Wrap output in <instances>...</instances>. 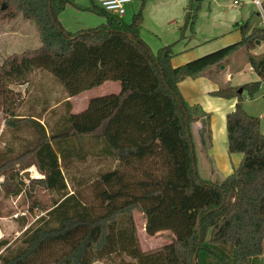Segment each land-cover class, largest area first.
I'll return each mask as SVG.
<instances>
[{
	"label": "trees",
	"instance_id": "obj_1",
	"mask_svg": "<svg viewBox=\"0 0 264 264\" xmlns=\"http://www.w3.org/2000/svg\"><path fill=\"white\" fill-rule=\"evenodd\" d=\"M142 1L140 11L126 23L91 0L85 10L104 17L105 23L72 33L60 16L67 6H76L75 0H0V21L20 16L33 23L41 44L0 65L5 128L28 125L37 135L36 145L23 153H0V186L24 185L17 166L24 170L34 165L42 176L30 184L58 196L50 206L33 203L32 210L41 209L44 215L14 245L0 240V264H47L49 258L51 264H110L113 255L127 256L136 264H261L264 134L260 118L249 115L243 104L256 97L264 82V53H255L257 42L264 43V27L251 29L250 20L237 24L239 42L173 67L176 43L154 53L141 37L147 0ZM201 1L189 0L181 39L188 28L194 30L195 4ZM241 49L260 80L211 94L237 99L235 110L227 115L228 153L243 155L230 176L214 183L198 172L193 136V125L201 122L211 144L212 114L189 104L179 83L220 67ZM40 70L51 73L68 98L108 81L119 82L121 91L92 98L84 111L67 115L62 130L48 135L35 117L7 106L13 100L10 86H31ZM86 137L100 139L104 152L118 161V168L103 174L93 188L97 205L68 191L61 168L70 141ZM130 171L140 172L142 179L133 183ZM13 193L18 196L23 188ZM134 211L145 215L148 235L169 231L170 243L143 252Z\"/></svg>",
	"mask_w": 264,
	"mask_h": 264
},
{
	"label": "rangeland",
	"instance_id": "obj_2",
	"mask_svg": "<svg viewBox=\"0 0 264 264\" xmlns=\"http://www.w3.org/2000/svg\"><path fill=\"white\" fill-rule=\"evenodd\" d=\"M133 1V8H126L127 13L123 18L126 23H130L134 13H138L142 8V0ZM232 1L234 0H225L222 10L226 11L227 14L232 11L247 12V7H250V5L247 4L250 0H241L245 1V4L241 7L233 6L237 8L236 10H233L231 6ZM75 2L79 5L78 10L81 13L80 15H76V19H78L77 23L87 22V28L98 27L105 23L104 17L97 15L94 12L85 10L92 6L91 0H75ZM211 2H213V0H202L201 2L195 4V8L198 9L195 26L197 24H203L205 20L204 15L206 12H209V9H212ZM163 4L167 8H171V10H175V13L178 12L177 14L179 15V18L176 17L177 20L171 25V30L167 31V27L164 26L163 30H161V34L157 35L158 38H156L158 40L159 38H165V34H171V31L173 32L174 29L179 33L178 39H180L181 28L184 26L185 9L189 5V0H147L143 6L144 20L142 27L145 29V34L152 36V32L147 30L149 29L147 26L151 25L152 21H154V18H152L153 15L158 17V14L160 13L159 8ZM253 9H256V7L253 6ZM182 16L183 21L180 20ZM249 16L250 13L248 12L246 18ZM11 21H15V23H13L15 26L14 28L24 31L27 38L24 42L22 41V43H14L12 55H20L27 50L38 49L35 44V36H37L38 41L40 38L35 25L24 20L20 16ZM11 21H0V24H2L0 25V28L4 30L7 26L6 22L9 23ZM35 32H37V35ZM4 44L5 43L3 42V45ZM39 46H41L40 41ZM5 60L6 59H4L1 64ZM10 88L13 91V100L11 98V100L7 102V106H17L19 114L24 117H35L45 127L48 135L62 130L66 124V117L69 113L75 114L84 111L89 105H87V99L89 97L95 98L99 95L94 92L88 95H81L70 101L63 86L51 75V73L43 70L36 72L34 82L31 86L27 84L22 86L13 84ZM263 93L264 92L260 89L254 98L255 100L249 101V105L252 106L251 109L258 111L259 113L264 112ZM69 103L70 106H68ZM261 118V125H264V116ZM36 142L37 135L28 125L21 127L19 130H10L5 128V115L3 113V108H0V153H5L9 157H14L25 152L29 148L34 147ZM104 146V143L100 139L92 137L73 139L70 141L69 146L66 147L67 150L69 149V151H66V154H68L67 157H63L61 162V168L68 186V191L70 193H80L82 195V199L91 205L98 204L93 195V188L98 182H100L101 176L107 172L115 171L118 168V162H116L117 160L108 156L106 152H104ZM198 155L200 156V154ZM30 161L31 163L33 162L32 159L28 160V162ZM17 170L20 172L19 175L24 181V185L18 187L12 184L10 186H0V240H7L9 245H14L19 240L25 229L31 224H35L36 221L44 215L41 209L34 208L32 210V205L35 201L41 206H50L52 200L58 197L55 193L46 191L39 184H30V181L24 177V173L26 171H30L33 179L41 178L42 175L34 165H31L29 168L24 170L22 167L17 166ZM160 172L164 173L162 169ZM130 173L131 174L129 175L132 176L130 180L133 183L142 179V174L140 172L130 171ZM2 182L3 179L0 180V184H2ZM13 183L19 184L18 180H14ZM19 187L23 188V193L15 196L13 192ZM135 213V223L139 236V231L143 228L142 215L139 214V211ZM140 236L142 239L145 238V235L142 232ZM162 237H167L165 238V241L163 240V242L170 243V235ZM139 241L140 246L142 247L140 238ZM143 245L145 248L146 245ZM108 262L110 264H136L135 261L127 256L119 257L116 255L109 257ZM47 264H51L50 258L47 260ZM93 264H104V262L98 261Z\"/></svg>",
	"mask_w": 264,
	"mask_h": 264
},
{
	"label": "crops",
	"instance_id": "obj_3",
	"mask_svg": "<svg viewBox=\"0 0 264 264\" xmlns=\"http://www.w3.org/2000/svg\"><path fill=\"white\" fill-rule=\"evenodd\" d=\"M261 1L264 2V0ZM235 2H238V4L235 5ZM224 4L225 0H213V2H211L212 9H209V12H206L204 15L205 20L203 24H197L194 27V30L191 31L190 28H188L185 32L184 39H178L179 33L177 30L173 29L171 34H165V38H159L158 40L157 35L161 34V30H163L164 26L167 27V31L171 30V25L175 23L177 20L176 17L179 16L177 14L178 12L175 13V10H171V8H167L163 4L159 8L160 13L158 14V17L153 15L152 18H154V21H152L151 25L147 26V28H149L147 30L152 32V36L145 34V29L142 27L141 37L150 46L154 53H157L163 46L178 42L174 46V56L171 63L173 67H179L192 60L239 42L242 39V35L236 27L237 24L250 20L251 29L253 27H263L262 21L264 17L258 12L257 7L252 0L247 2V4L250 5L249 8L247 7V12L232 11L227 14L226 11L222 10ZM244 4L245 1L241 0H234L231 2L233 10L237 9L235 7H241ZM77 6L79 7L77 4L76 6H67L60 16V21L63 27L72 33L92 28L86 27L88 26V24H86L87 22L77 23L78 19H76V15L81 14ZM132 6L133 4L129 7L133 8ZM253 6H255L256 9H253ZM248 12L250 13V16L246 18ZM135 14L136 13H134V15ZM180 20L183 21V16ZM13 23H15V21L9 23L6 22V28H4V30L0 28V64L4 59H7L8 56L12 55L15 42L22 43V41L24 42L27 39L24 31L14 28L15 26ZM35 33L37 35V32ZM35 37V44L37 45V48H39L40 40L38 41L37 36ZM3 42L5 43L4 45ZM255 53H264V43L258 44ZM246 56V51L241 49L235 54L229 56L220 67H212L197 78H187L179 83L181 94L189 104L201 105L206 112L212 114L211 144H209L207 136L203 135V125L201 122H197L193 125V136L197 155L198 172L202 178L214 183H221L225 178L230 176L241 164L243 155H229L228 153L227 115L235 110L237 99L219 98L212 96L211 94L223 87H239L260 80L248 63ZM260 89L264 92V82ZM120 91L121 85L119 82L108 81L99 87L85 91L80 95L69 99L72 101V99L81 95H88L94 92L99 94L97 96L99 97L108 94H118ZM91 99V97L87 99V105ZM253 100L247 99L243 106L249 115L253 114L252 116H258L262 119L261 117L264 116V112L259 113L258 111L252 110V106L249 105V101ZM261 131L264 134V125H261ZM198 154H200V156ZM135 212L137 211H134V220L136 219ZM139 214L142 215L143 224V228L139 231L138 236V238L141 239L142 251L149 252L167 245L168 243L163 242L167 237L162 236L170 235L171 237V233L169 231H162L155 236L148 235L146 233L145 215L140 212ZM141 232L145 235L144 239L140 236ZM143 244L146 245L145 248ZM263 260L264 254L261 257V264H263Z\"/></svg>",
	"mask_w": 264,
	"mask_h": 264
},
{
	"label": "built area",
	"instance_id": "obj_4",
	"mask_svg": "<svg viewBox=\"0 0 264 264\" xmlns=\"http://www.w3.org/2000/svg\"><path fill=\"white\" fill-rule=\"evenodd\" d=\"M97 6L105 10L106 12L117 16L121 19L124 18V16L127 13V7L132 5L134 3L133 0H93ZM254 5L257 7L258 12L264 17V8L263 3L261 0H252ZM238 2H235V5H237ZM262 25L264 27V19L262 21Z\"/></svg>",
	"mask_w": 264,
	"mask_h": 264
},
{
	"label": "water",
	"instance_id": "obj_5",
	"mask_svg": "<svg viewBox=\"0 0 264 264\" xmlns=\"http://www.w3.org/2000/svg\"><path fill=\"white\" fill-rule=\"evenodd\" d=\"M259 43H260V42L258 41L257 44H259ZM239 92L242 93V90H240ZM24 177H25L28 181H30V180L33 179V178L31 177V172H30V171H26V172L24 173Z\"/></svg>",
	"mask_w": 264,
	"mask_h": 264
}]
</instances>
